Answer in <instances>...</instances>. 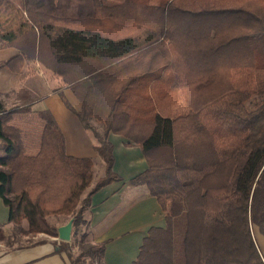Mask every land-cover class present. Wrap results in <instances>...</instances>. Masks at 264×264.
<instances>
[{"label": "trees", "instance_id": "1", "mask_svg": "<svg viewBox=\"0 0 264 264\" xmlns=\"http://www.w3.org/2000/svg\"><path fill=\"white\" fill-rule=\"evenodd\" d=\"M0 46L18 49L0 70L33 60L60 79L105 162L93 184V159L67 153L50 110L0 101L9 222L57 237L50 217H74L73 246L56 252L106 264L84 227L92 196L122 180L113 132L141 147L149 166L130 183L165 212L133 264H264L252 232L264 231V0H0Z\"/></svg>", "mask_w": 264, "mask_h": 264}, {"label": "crops", "instance_id": "2", "mask_svg": "<svg viewBox=\"0 0 264 264\" xmlns=\"http://www.w3.org/2000/svg\"><path fill=\"white\" fill-rule=\"evenodd\" d=\"M17 53L15 47L0 46V61ZM60 84L52 71L37 61L27 60L20 72L7 67L0 70V101L7 108L31 104L33 110H50L64 133L67 153L93 159L94 184L105 174V162L95 149L92 133L84 128L77 114L65 105L56 91ZM63 92L72 107L81 110L82 103L75 93L68 87H64ZM109 139L113 143V170L122 180L105 185L92 196V206L85 212V218L90 222L88 230L94 241L106 243V264H133L149 229L166 226L165 212L146 185L130 183L149 166L141 147L113 132ZM58 223L57 227L67 222ZM0 224L6 235L12 234L15 225L9 222V208L1 198ZM41 235L48 238L1 250L0 264H71L65 253L56 252V243L60 241L57 237Z\"/></svg>", "mask_w": 264, "mask_h": 264}, {"label": "rangeland", "instance_id": "3", "mask_svg": "<svg viewBox=\"0 0 264 264\" xmlns=\"http://www.w3.org/2000/svg\"><path fill=\"white\" fill-rule=\"evenodd\" d=\"M61 82V81H60ZM1 146V144H0ZM0 149V154H1ZM104 176V175H103ZM69 217L68 216H52L51 217V223L54 225H58V222H68ZM84 230H88V228L84 227ZM74 231V229H73ZM252 232L253 236L255 238V241L259 247V250L264 257V231L257 225H252ZM5 233V232H4ZM45 234V233H43ZM48 235V234H47ZM45 238H48L46 235H41V233L34 234L30 233L28 231V226L26 223H22V225L14 226V229L12 231V234L6 235V238L3 240H0V251L5 249H10L17 246L22 245H29L35 242L44 241ZM73 232H72V240H73ZM70 241V245L73 246V241ZM74 252H77L79 250L78 246L73 247Z\"/></svg>", "mask_w": 264, "mask_h": 264}, {"label": "water", "instance_id": "4", "mask_svg": "<svg viewBox=\"0 0 264 264\" xmlns=\"http://www.w3.org/2000/svg\"><path fill=\"white\" fill-rule=\"evenodd\" d=\"M73 221L74 217H71L67 223L57 227V239L68 242L72 240Z\"/></svg>", "mask_w": 264, "mask_h": 264}]
</instances>
